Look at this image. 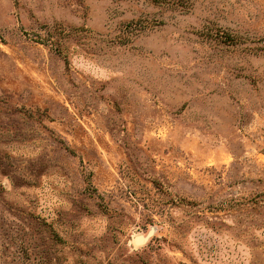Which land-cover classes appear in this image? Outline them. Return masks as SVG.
I'll return each instance as SVG.
<instances>
[{"label": "rangeland", "instance_id": "1", "mask_svg": "<svg viewBox=\"0 0 264 264\" xmlns=\"http://www.w3.org/2000/svg\"><path fill=\"white\" fill-rule=\"evenodd\" d=\"M0 264H264V0H0Z\"/></svg>", "mask_w": 264, "mask_h": 264}, {"label": "bare ground", "instance_id": "2", "mask_svg": "<svg viewBox=\"0 0 264 264\" xmlns=\"http://www.w3.org/2000/svg\"><path fill=\"white\" fill-rule=\"evenodd\" d=\"M136 240L138 241L139 239H136ZM136 240H135V241H136ZM137 241H136V242H137Z\"/></svg>", "mask_w": 264, "mask_h": 264}]
</instances>
